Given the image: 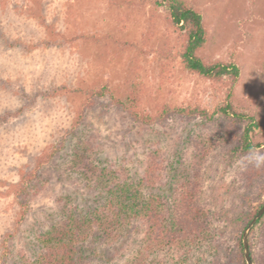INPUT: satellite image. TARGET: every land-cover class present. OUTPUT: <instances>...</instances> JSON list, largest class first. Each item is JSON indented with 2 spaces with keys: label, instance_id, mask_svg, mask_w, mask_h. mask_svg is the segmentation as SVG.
Instances as JSON below:
<instances>
[{
  "label": "rangeland",
  "instance_id": "obj_1",
  "mask_svg": "<svg viewBox=\"0 0 264 264\" xmlns=\"http://www.w3.org/2000/svg\"><path fill=\"white\" fill-rule=\"evenodd\" d=\"M186 1L201 14L206 30L201 55L238 67L232 104L259 123L254 151L234 157L216 151L208 158L203 197L215 211L240 200L248 189L235 181L237 173L264 155V0ZM180 36L156 0H0V118L16 114L0 125V264L34 258L38 235L61 218L64 205L86 214L104 203L100 190L76 170L73 150L79 142L85 147L92 139L97 165L113 164L137 182L150 153L176 162L188 137L206 130L200 120L176 118L140 126L116 103L151 116L165 105L199 106L212 114L226 103L232 80L209 81L184 71ZM104 87L105 95L94 96L93 106L83 109L88 91ZM52 149L58 150L50 163L25 183L36 161ZM259 165L261 180L264 163ZM21 197L28 200L23 218ZM263 199L264 192L261 198L250 195L242 208L251 211ZM239 228L228 225L231 245ZM260 228L250 239L254 245ZM143 236L142 227L128 226L117 241L89 238L83 258L90 264H130L142 250ZM150 260L213 264L215 259L203 248L186 259L164 252Z\"/></svg>",
  "mask_w": 264,
  "mask_h": 264
},
{
  "label": "trees",
  "instance_id": "obj_2",
  "mask_svg": "<svg viewBox=\"0 0 264 264\" xmlns=\"http://www.w3.org/2000/svg\"><path fill=\"white\" fill-rule=\"evenodd\" d=\"M156 4L167 11L170 27L181 33L183 70L209 81L232 80L226 103L218 106L212 114L199 106L172 108L165 105L158 114L151 116L116 102L128 113L129 119L140 126L151 127L176 118L182 122L200 120L206 130L200 131L196 137H188L187 148L176 162L167 160L164 153H150L145 172L137 182L124 173L126 170H117L113 164L106 167L97 165L99 163L93 160L96 143L92 139L85 147L79 142L73 150L76 170L100 190L105 201L86 214H78L76 205H64L61 218L49 230L38 235V253L22 264H90L83 258L81 248L85 242L95 236L105 241H117L128 226L142 227L144 233L142 250L130 264H154L153 260L149 261L151 255L164 252H180L186 259L195 250L203 248L215 259L213 264H247L242 233L264 199L251 211L242 208V203L250 195L262 197L264 191L259 189H264V178L259 180L258 172L262 167L251 162L246 164L248 168L245 171L237 173L235 181L248 190L238 202L233 201L228 207L212 211L204 200L203 188L208 158L216 151H223L229 157L254 151L260 145L252 139L259 123L254 116L239 112L232 104L231 91L238 80V67L218 60L206 61L201 55L207 40L201 14L186 0H156ZM105 91L106 87L99 92L89 90L83 109L92 107L94 96L103 97ZM11 115L16 114L7 113L1 117L0 125ZM192 144L194 148L187 154ZM57 150H50L36 161L34 170L24 178L25 183L31 182L44 170ZM185 157H190L188 162ZM162 187L167 188L164 194H153L154 190L162 192ZM21 188L24 190L25 186L21 185ZM19 204L23 207V218L28 200L21 197ZM231 224L240 226V236L233 245L228 229ZM259 225L260 233L254 245L250 239ZM249 248L253 263L264 264V215L252 229Z\"/></svg>",
  "mask_w": 264,
  "mask_h": 264
},
{
  "label": "water",
  "instance_id": "obj_3",
  "mask_svg": "<svg viewBox=\"0 0 264 264\" xmlns=\"http://www.w3.org/2000/svg\"><path fill=\"white\" fill-rule=\"evenodd\" d=\"M264 215V203L259 208L255 216L252 218V220L247 224L246 228L244 229L242 233V246H243V254L244 258L247 264H253V261L251 259L250 254V248H249V235L253 227L257 224V222L263 217Z\"/></svg>",
  "mask_w": 264,
  "mask_h": 264
},
{
  "label": "clouds",
  "instance_id": "obj_4",
  "mask_svg": "<svg viewBox=\"0 0 264 264\" xmlns=\"http://www.w3.org/2000/svg\"><path fill=\"white\" fill-rule=\"evenodd\" d=\"M257 165H259L260 163H264V155H258L254 157Z\"/></svg>",
  "mask_w": 264,
  "mask_h": 264
}]
</instances>
